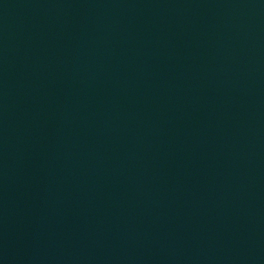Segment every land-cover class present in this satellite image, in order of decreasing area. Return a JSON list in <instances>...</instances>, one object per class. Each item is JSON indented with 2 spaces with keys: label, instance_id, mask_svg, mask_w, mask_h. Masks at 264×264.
I'll list each match as a JSON object with an SVG mask.
<instances>
[{
  "label": "water",
  "instance_id": "95a60500",
  "mask_svg": "<svg viewBox=\"0 0 264 264\" xmlns=\"http://www.w3.org/2000/svg\"><path fill=\"white\" fill-rule=\"evenodd\" d=\"M0 264H264V0H0Z\"/></svg>",
  "mask_w": 264,
  "mask_h": 264
}]
</instances>
